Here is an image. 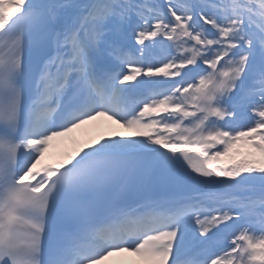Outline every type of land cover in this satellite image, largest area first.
Segmentation results:
<instances>
[{
  "label": "snow or ice",
  "instance_id": "obj_1",
  "mask_svg": "<svg viewBox=\"0 0 264 264\" xmlns=\"http://www.w3.org/2000/svg\"><path fill=\"white\" fill-rule=\"evenodd\" d=\"M123 254L264 264V0H0V264Z\"/></svg>",
  "mask_w": 264,
  "mask_h": 264
},
{
  "label": "bare ground",
  "instance_id": "obj_2",
  "mask_svg": "<svg viewBox=\"0 0 264 264\" xmlns=\"http://www.w3.org/2000/svg\"><path fill=\"white\" fill-rule=\"evenodd\" d=\"M104 129V134L99 133V128ZM122 133L129 135L130 132L127 129L120 127L112 121L106 119H98L83 125L80 128L74 129L71 133L64 137L57 138L49 146L48 152L42 161L43 165L59 166L60 164L66 163L69 157L74 155L77 151L74 150V145L78 142H86L87 145L94 143L100 136H112L115 133ZM70 152V153H68ZM134 257L123 255H114L110 257L105 264H132Z\"/></svg>",
  "mask_w": 264,
  "mask_h": 264
},
{
  "label": "rangeland",
  "instance_id": "obj_3",
  "mask_svg": "<svg viewBox=\"0 0 264 264\" xmlns=\"http://www.w3.org/2000/svg\"><path fill=\"white\" fill-rule=\"evenodd\" d=\"M99 133H102V134H104V129L103 128H99ZM130 135V134H129ZM101 137V136H100ZM91 141L92 140H90L89 142L91 143ZM87 145V143L86 142H78L77 141V143L74 145V150H79L80 148H82V147H85ZM68 153H70V152H68Z\"/></svg>",
  "mask_w": 264,
  "mask_h": 264
}]
</instances>
